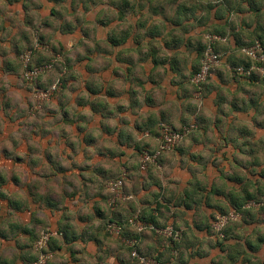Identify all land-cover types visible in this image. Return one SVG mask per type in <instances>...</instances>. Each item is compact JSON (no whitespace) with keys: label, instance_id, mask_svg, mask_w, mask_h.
I'll use <instances>...</instances> for the list:
<instances>
[{"label":"clouds","instance_id":"clouds-1","mask_svg":"<svg viewBox=\"0 0 264 264\" xmlns=\"http://www.w3.org/2000/svg\"><path fill=\"white\" fill-rule=\"evenodd\" d=\"M73 2L74 0H67L63 5L57 6L50 4L48 0H33L35 5L44 6L43 12L34 9L30 12L36 20V28L40 31H46L41 27V19H47L49 10L58 7V10H63L66 14L71 12L80 22L87 20L88 24L83 28L89 33L94 32L96 36L91 43L83 36L69 40L60 50L59 55L47 53L51 62L46 63L43 68H37L32 75L24 73V82L9 78L0 84V89L4 90V95L0 97V150L7 148L12 153L7 159L3 157V153L0 154V176L10 181L11 174L14 173L15 176H19L22 184L29 176L32 182L45 183L42 176L30 175L28 164L29 159L43 161L46 141L34 142L28 135L25 136V129L34 122L39 123L40 120L47 119L50 131L58 135L62 131L67 133V139L76 145V151L73 152L65 148L64 140L60 139L59 147L54 144L48 149L54 159L58 156L65 167L73 163L79 166L88 165L95 169L98 176L105 177L106 174V177L101 183H93L91 188L85 185L89 194L87 199L84 198L85 193L81 192L75 200L68 202L67 212H58L49 222L39 225L29 222L27 216L23 221L18 220L14 212L9 216L11 209L5 202H0L4 205L3 211L0 212L3 218L0 226L9 236L7 240L0 238V264H45L46 261L50 264H119L120 259L127 261V264H137V262L150 264L149 256L159 251H164L167 258V237L172 236L183 244L187 243L182 232L189 233L191 238L194 233L191 229L193 217L188 216L187 225L181 223V231L175 232L174 235L171 226L172 213L168 214L169 226L163 232L137 226L135 221L143 211L139 201L146 195V193H141L139 197L133 195L138 182L148 187L147 178L150 176L151 191L158 193L161 200L171 199L174 193L182 191L187 186V180L191 178L189 174L193 170L190 162L202 157L203 159L197 160L194 166L198 170L199 185H203L205 189L210 188L223 173L231 175L239 165V171L251 181L250 185L244 186V190L256 196L264 192V127H257L258 124L264 125V40L261 39L264 35V8L258 13L252 12L249 10L247 0H233V7L227 19L240 29L238 35L242 36L245 45L237 47L235 40L232 39L231 29L225 28L227 34L221 38L215 32L216 22L208 16L210 7L221 6L222 0H131V8L126 15H121L118 10L122 0H75V10L72 7ZM256 3L264 4V0H256ZM0 8H3L7 15H12L9 5L5 4L4 0H0ZM157 8H163V13L157 12ZM184 9L195 11H184ZM145 21L149 25L155 24L164 35L172 33L173 26L178 25L179 28H183L184 25H188L189 35L185 37L179 51L166 50L165 55L152 56L149 40L144 38L145 28L141 26ZM56 23L61 22L57 20ZM100 24L108 26L102 27ZM79 28L78 26L76 29ZM113 29L117 30L116 36H130L129 44H133V47L116 48L115 51L107 49L101 41ZM28 31L32 33V43L35 45L36 32L32 29ZM65 32L71 33L72 29H66ZM201 38L205 43L209 45L216 43L223 49L214 63L209 57L212 47L209 46L208 51H204L197 46L196 41ZM59 39L57 36L56 40ZM9 48L10 44L7 42L0 44V49L7 51ZM183 48L193 49L191 55ZM82 49H90L91 56L87 59L83 58ZM121 52L123 57L118 59V54ZM201 52L204 54V59L199 63L203 66L204 73H207L209 68H226V87L221 89L205 87L197 90L192 85L198 83L207 85L204 76L192 80L191 85H185V79L191 80L187 73L183 77H176L170 71L166 73L163 68L152 70L151 65L175 56H179L181 61L187 59L190 68L198 58L197 53ZM128 57L138 65L132 72H128L126 68ZM121 60L124 63H121ZM229 61L239 62V66L234 71L236 75L231 74L233 68L228 67ZM69 62L72 64L71 71L67 66ZM86 67H93L98 71L89 76L85 74ZM166 67L170 68L171 65ZM40 74H43L45 84H49L50 81L49 93L36 94L35 91L29 93L27 91L29 83L39 84L40 81L35 77ZM66 75L77 78L75 87L80 91L75 95L87 101L82 108L75 104L72 92L61 90L60 77ZM150 80L155 83H150ZM171 80L176 81L175 87L170 86ZM251 81L256 82L255 87H251ZM86 84H91L97 90L95 96L90 93ZM182 85L184 88H181ZM110 87H114L120 93L119 98H109L106 93ZM184 89L190 91L194 99L186 100ZM52 92H55L57 97L62 94L68 101H73L65 104L67 113H72L75 109L78 118L86 117L87 120L77 119L76 124L66 125L61 122L59 116L55 119L45 117L43 113L48 109L60 112L56 100L51 99ZM209 92L212 97L222 94L231 103L235 99V108L239 109L229 111L227 116L228 125L234 129V133L228 135L227 145L215 137H204L199 146L193 143L194 139L199 138V134L191 126L195 117L189 118V112L186 111L189 104L193 105L195 116L204 112L210 120H218L219 111L215 109L217 114L214 115L212 105L206 103ZM150 94L158 105L152 109H148L144 103ZM258 99L259 103H257ZM5 101H12L13 110L4 109ZM30 102L31 108L28 107ZM96 103L105 105L106 111L100 115L94 113L92 105ZM227 107L226 104L223 105V109ZM21 111L24 116L20 115ZM6 115L10 116L11 120L6 121ZM13 120L15 123L12 122ZM182 120L183 124H181ZM18 124H24L26 127H19ZM77 126L85 129L84 136L90 134L97 141V147L105 150L102 160L96 155V148L85 147L87 144L82 143L83 137L75 131ZM104 126L110 129V135L105 133ZM181 128L183 134L177 135V130ZM14 145L18 146V150ZM177 146L180 148L179 153L174 150ZM30 147L39 151L30 152ZM85 150L91 154L88 159H85ZM225 153H227L226 159ZM21 157L24 163L13 165L14 160ZM256 161L259 163L257 164ZM101 169L103 172L100 171ZM35 171L39 173L42 170L36 167ZM69 176L79 185L81 177L92 178V173L87 170L72 169ZM157 180L160 181V187L156 186ZM54 183L58 185V194L67 187L63 184V178ZM10 186L15 188V185L10 184ZM27 191L28 189H16L12 197L16 201L23 200ZM100 194H103L105 199L97 200L96 197ZM5 195L8 193L6 192ZM230 198L222 197L225 200ZM113 205L123 206L124 210L129 212L127 224L123 223ZM48 207L51 209L50 205ZM97 207L103 209L101 218L95 215L94 210ZM253 207L259 212V209L264 207V197L253 203L240 204L238 210L231 207L225 216L221 215L220 209H206L202 204L199 216L195 217L197 220L215 216L220 221L219 226L213 229V234H195L200 241L196 251H199L201 256H205V259L190 260L186 254L183 260H180L177 252L171 264H178V261L180 264H212L213 260L216 264H220L221 253L215 249V246L217 242L225 239V235H221L220 230L226 225L231 228L232 234L228 233L229 251L224 252L223 255L228 256L230 252L236 257L237 264H245V262L264 264V254H254L246 247V241L256 244L258 238H264V224L249 227L245 223ZM133 209L137 214L135 216L131 214ZM24 211L28 212V216H32L34 210ZM78 214L89 217L86 224L79 223ZM68 218H71L75 229V242L70 245L65 244L63 251H50L55 241L63 243L58 230L69 220ZM140 219L146 223L148 218L140 216ZM208 222L211 223V220L209 219ZM14 224H19V227H10ZM201 227L207 231L203 222ZM84 229L87 231L86 235L82 231ZM25 230L35 231L38 242L37 239L25 235ZM125 230L134 231L136 234H148L150 239L131 243L132 246L140 245V250L144 253L143 257L138 256L136 251H129L127 241H121L119 234ZM153 231H156L155 236H152ZM233 235L240 237V240L233 242L231 240ZM96 237L98 239H95ZM86 241L91 243V247L86 246ZM69 248L75 249L78 253L75 259L71 258ZM259 248H264V244ZM33 258H35L34 262ZM225 264L228 262L225 261Z\"/></svg>","mask_w":264,"mask_h":264},{"label":"crops","instance_id":"crops-1","mask_svg":"<svg viewBox=\"0 0 264 264\" xmlns=\"http://www.w3.org/2000/svg\"><path fill=\"white\" fill-rule=\"evenodd\" d=\"M50 4H54L57 6L63 5L67 2V0H48ZM249 3V10L252 12H259L261 8H264V4H258L256 3V0H247ZM4 3L9 5V10L12 11V15L9 16L5 13V10L3 8H0V44L2 43H9L10 48L9 50L0 49V84L4 82L5 79L14 78L15 80H19V74H20V66L19 62L17 60L20 53L27 48L31 47L33 45V36L32 33L28 31V29H32L36 32V35L34 37L35 42L38 46L43 45V42H45L43 45L44 47H47V45H54L60 49H63L67 42L71 39L79 38V36H83L86 40H88L91 43V40L95 38L96 34L89 33L87 29H84L83 27L88 24V21H78L77 18L72 16L71 12L68 14L65 13L63 10H58V7H53L49 10L48 18L47 19H41V27L46 29V31H40L36 28V20L30 15V12L34 9L37 12H43L44 6L43 4L35 5L33 3V0H4ZM31 6V7H30ZM73 10H75V0L73 2ZM194 7V6H193ZM233 7V0H222L221 6L216 7H210L208 11V16L211 17L215 22V32L216 34L220 35L221 38H223L227 33L224 31L225 28L231 29V35L232 39L235 40L236 46H239L241 44L240 39H242L241 35H238L240 32V29H238L235 24H232L228 21L227 17L232 10ZM131 8V0H122L121 4L118 7V10L121 12V15H126ZM157 12L163 13V8H157ZM184 11H192L194 12V9H184ZM57 18V19H55ZM59 20L61 23H56V21ZM98 23H100L98 21ZM103 23V22H101ZM80 27L79 29H76L77 27ZM102 27H107V24H100ZM145 28V34L144 38L149 40V45L151 49V55L156 56L159 55H165L166 50L169 51H176L180 50L182 48V42L185 40V37L189 35L187 31L188 25H184L183 28H179L178 25L173 26V32L164 35L159 28L155 26V24L149 25L146 21L141 25ZM250 27V25H249ZM66 29H72L71 33H66ZM78 31V32H77ZM116 29H113L106 38H104L101 42L104 44V46L107 49H111L115 51L116 48H131L133 47V44H129V40L131 39L130 36H116ZM59 36V40H56V37ZM236 36H239L240 38L237 41ZM162 37V39H160ZM39 40V41H38ZM38 41V42H37ZM60 41H63V43H60ZM204 41L201 38L200 40L196 41V44L199 48H202L204 45ZM141 46H143V42H141ZM99 47V46H98ZM219 48V45L216 46ZM184 51H188L189 55H191V51L193 49L189 48H183ZM46 52V51H43ZM43 52H37L35 55H38L35 59V62H46L48 60V56L46 54H42ZM49 53V51L47 50ZM51 52V51H50ZM43 55L41 58L40 56ZM54 55H59V53L55 52ZM199 54L196 62L192 63L191 67L188 66L187 59L181 61L179 56L172 57L171 59L165 58L162 62L156 63L155 65H151L152 70L156 71L157 69L163 68L165 72L167 73L170 71L173 73L176 77H183L187 73L190 77L192 76V73L194 69L196 68V64L199 59ZM81 55L83 58L87 59L91 56V50H81ZM118 59L123 57V52L118 54ZM75 59V58H73ZM42 62V63H43ZM235 61H229L230 65L228 67L233 66ZM121 63H124L123 60H121ZM141 63H144V61H141ZM171 65V67H166L167 65ZM69 71L72 69V64L68 63ZM135 61L131 57L127 58L126 62V68L128 72H132L135 67H137ZM224 69V68H220ZM86 75H94L97 73L98 69L93 67H86L85 69ZM143 71V69H142ZM216 73L215 75H211V79L209 84L207 85L208 88H217L221 89L222 87H226L225 84L227 76L226 71L223 70V73ZM114 75H116L114 73ZM61 83V90L63 92L70 91L74 94V102L78 107H83L87 103L83 98H81L78 95H75L76 93H79L80 89L78 87H75L77 78L72 75H66L65 77H60ZM155 83L154 81L150 80V83ZM138 83H142L139 82ZM176 81L171 80L170 86L175 87ZM185 85H191L189 79H185ZM86 87L90 91V93L95 96L97 94V90L92 87L91 84H86ZM193 87V86H192ZM181 88H184L182 85ZM184 96L186 100H192L194 99L192 93L190 91H187V89H184ZM55 93V92H54ZM53 93V94H54ZM110 99L112 98H119L120 93L115 90L114 87H110L108 92L106 93ZM4 95V90L0 89V97ZM53 97V96H52ZM51 97V98H52ZM179 99V97H178ZM53 100H56L57 104L60 106V112L57 113L54 109H48L45 114L54 113V115H49L51 118L55 119L57 116L60 117L61 122L66 125L76 124L77 119L80 120H87L86 117H77L75 109H73L72 113H67L65 104L72 103L73 101H68L66 97H64L62 94L57 97V94H55V97ZM139 102H136L138 104ZM145 105L148 109H152L154 107H157V102L153 98V96L150 94L145 99ZM207 104L212 105L213 114L216 115V110L219 111L218 114V120H210L209 116L202 112L199 116H195V109H193V105L189 104L186 111L189 112V118H192L193 116L194 123H197V126L199 128L198 134L199 138L194 139L193 143L196 146H199L201 143V140L204 137H215L219 139L220 141H223L225 145L229 143V137L226 135L222 136L223 134L227 133L226 129H223V133H220V129H222L223 126H228L227 123V116L229 114V111L239 110L238 108H235L234 102H229L228 98L226 96L217 95L215 97H212L211 92L208 93V97L206 99ZM259 103V102H258ZM227 105V109H223V105ZM234 106V107H233ZM4 109L6 110H13L14 106L12 104V101H5L3 105ZM29 107V106H28ZM94 113L97 115H100L102 112L106 111V107L103 104H93L92 105ZM18 109V107H17ZM122 110V109H121ZM22 113V112H21ZM20 113V114H21ZM48 115L45 117H49ZM106 118V117H104ZM5 120H11V117L6 115ZM15 123V121H12ZM47 119H44L43 124L47 126ZM184 121H181V124H183ZM49 128V127H48ZM210 129L212 131L211 135H207V130ZM179 130V129H178ZM75 131L83 137V142L87 145L85 147H94L97 149L96 155L102 160L104 158V152L100 147H97V141L95 138H93L90 134L88 136H84L85 129L76 127ZM104 131L106 134H111L110 129L107 126H104ZM39 136H29V139L33 140L34 142H40V141H46L45 151L43 153L44 159L40 162L31 161L29 159L28 164V171L30 175H40L42 176V180L45 181V183L41 184L38 182H32L31 177H26L25 181H20L19 176H15V174H11L10 181L5 179L3 176H0V202H5L7 204V207L11 209V212H9V216L12 215V213L17 214V219L20 221H23L25 216L28 217L29 222H33L37 225L43 224L45 222H49L52 217H54L58 212H67L68 210V202L70 200H75L77 195H79L81 192L85 193L84 198L87 199L89 194L87 193V190L85 188V185L87 188H91L93 183L95 181L92 180V178H80L81 184L77 185L75 180H73L69 173L72 169H76L77 171H83L81 169L82 166L76 165L75 163L69 165L68 167H65L59 160V157L57 156L55 159L53 158V154L48 150L53 147L55 144L59 147V140H64V147L71 149L73 152L76 151V145L72 144L71 141L67 139V133L61 132L59 135L56 134L55 136H51V132H44L40 131ZM34 134V133H33ZM35 135V134H34ZM27 137V136H26ZM14 148L18 150V146L14 145ZM30 150V148H29ZM30 152H33L30 150ZM176 152H180V148L177 149ZM3 153V157L5 159L12 156V153L9 152L7 148H4L0 150V154ZM85 159H88L91 154L88 153L86 150L84 151ZM227 158V153H225V159ZM23 158H16L13 162V165L16 163H24L22 160ZM71 159V157H69ZM202 157L196 158V160H193L190 162V166H192V172L189 174L191 177L187 180V186L182 191H177L174 193L171 197V199L161 200L158 193L151 191V185H152V179L149 176L147 178V184L148 187L145 186L142 183H137L135 185V191L133 192V195L140 196L141 193H146L142 198H140V205L143 208V211L138 216L141 223H145L140 219V216H147V222L145 224H151V225H157L158 227H165L169 225V217L168 214L172 213L171 220H172V227H174L176 230L181 231L180 224L184 223L187 225V217L192 216L193 217V223L191 225V229L194 230V233L192 234L191 238L189 237V233L182 232V235L184 236V239L187 241L186 244H183L182 241H179L178 243H171L168 240V244L166 246L168 256L166 258L164 251H159L155 253L153 256L159 258L164 264H171L172 258L175 253L179 252L180 260H183V257L187 254L189 259H196L199 258L201 260L205 259V256H201L199 251H196L197 244H200L199 239L196 237V233H199L201 235H211L213 234L214 224L216 223L217 219L215 216H212L207 219L197 220L195 217L199 216L201 205L203 204L206 209H220L221 215L225 216L223 214L228 213L229 209L233 207L234 209L238 208L240 200L239 195L241 190L243 189V184H239L237 182H229L226 176H228V173H223L220 177L217 178V180L212 184V186L208 189H205L203 185H199V175L198 170L195 168V163L197 160H202ZM7 162H5L6 164ZM35 165V166H33ZM34 167V168H33ZM39 167L41 172L37 173L35 171V168ZM85 170H87L89 173H92V176H98V174L95 172V169L91 167H87ZM103 172V170H100ZM205 171H207V168L205 166ZM235 173V172H234ZM232 173L231 175H233ZM106 177V174H105ZM104 176H98L97 180H100L101 182L105 179ZM63 178V184L67 185L63 190V192L59 193L57 192V187L54 182L58 181L59 179ZM86 181V182H85ZM93 182V183H92ZM100 182V183H101ZM10 184L15 185V188L11 187ZM199 185V186H198ZM156 186L160 187V181H156ZM16 189H28V191L25 194V199L16 201L12 197V193ZM79 189V191H77ZM8 193V195H5V193ZM126 194V193H125ZM71 195V196H70ZM103 195V194H102ZM262 196L264 197V193H262ZM222 197L229 198L228 200L222 199ZM97 200H103L101 195H98ZM253 203V202H252ZM51 206V209H49L48 206ZM4 209V205L0 203V212H2ZM25 209L28 210H34L32 216H28V212L24 211ZM237 210V209H236ZM96 215V210H94ZM119 216L121 217L124 224H127L128 218H129V212L124 210V207H118ZM251 213H248V219L245 220V223L249 227H255L257 224H264V215H260L261 213H264V207L259 209V212L253 207L250 209ZM97 214H99V210L97 211ZM132 215H137L135 209L131 212ZM260 215V216H259ZM97 216V215H96ZM98 218V217H97ZM2 216H0V222H2ZM69 220L66 221V223L59 228V230L62 233L63 238L61 237L63 243L61 241H56L57 248L54 250L57 251H63L65 244H72L76 240L75 236V229L73 228L71 218H68ZM79 223L86 224L89 220V217H87L84 214H78L77 217ZM211 220V223L208 222V220ZM216 220V221H215ZM201 222H203L206 225L207 231H205L201 227ZM12 228H18L19 224L11 225ZM129 228L131 226L129 225ZM84 234H87L86 229L82 230ZM123 239L125 241H144L150 239L147 233H139L136 234L134 231L131 230H125ZM229 234H232V230L227 225L220 230L221 235H225V239L223 241L217 242L215 249H218L221 253V259L220 264H225V261L228 262V264H237V260L235 256H232L229 252L228 256H224L223 253L226 251H229L227 249L228 240H229ZM25 235H29L33 239H35L36 232L35 231H27L25 230ZM152 236H154L152 234ZM0 238H3L7 240L9 238L8 233L4 232L3 227L0 226ZM163 238V237H162ZM95 239H98L96 237ZM231 240L233 242L239 241L240 237L238 236H231ZM195 241V242H193ZM123 242V240H122ZM87 247H91L90 242H85ZM261 244H264V238H258L256 244H252L251 241H246V247L248 250L254 254H264V248H259ZM139 245V244H138ZM238 246V245H237ZM202 247V244H201ZM211 247V245H210ZM181 248L183 250L181 251ZM140 249V245H139ZM141 251V250H140ZM69 252L71 253V258L75 259L78 255L77 252H75V249L69 248ZM142 252V251H141ZM143 253V252H142ZM27 259V258H25ZM127 264V261L124 259L119 260V264ZM178 264H180V261H178ZM212 264H216V261L213 260ZM245 264H248V262H245Z\"/></svg>","mask_w":264,"mask_h":264},{"label":"rangeland","instance_id":"rangeland-1","mask_svg":"<svg viewBox=\"0 0 264 264\" xmlns=\"http://www.w3.org/2000/svg\"><path fill=\"white\" fill-rule=\"evenodd\" d=\"M55 19H57V18H55ZM239 36H236V38H237V41L240 39V38H238ZM261 39L262 40H264V35H262L261 36ZM240 41H241V44H239V46H237V47H243V46H245L244 45V40L243 39H240ZM45 42H43V45H45L44 44ZM208 43H204V45H205V49H206V45H207ZM43 45H40V46H38L37 45V43L35 42V45H32L31 47H29V48H27L26 49V52L27 51H31V52H33L32 53V56H31V61L33 62V63H35V59L37 58V56L38 55H35V53H37L38 51L39 52H43V51H46V52H43L42 54L44 55V54H46L47 55V50L49 51V48L47 49V47H44ZM203 45V46H204ZM216 46H218V44H216V43H212V47H214L215 48V50H216V48L218 49V47H216ZM213 48V49H214ZM219 50H217L216 52H217V54L220 56V52L221 51H223V49L219 46ZM25 51V50H24ZM24 51H22L21 53H20V55L18 56V58H17V60H18V62H19V66H20V69H21V71H20V74H19V80L20 81H22V82H24L25 81V79H24V77H23V66H22V63H21V55L23 54V52ZM205 51V50H204ZM50 52V51H49ZM201 54H202V52H201ZM39 55H41V54H39ZM43 55H41L40 56V58L43 56ZM54 55V54H53ZM48 56V55H47ZM203 56H204V54H203ZM203 58V57H202ZM202 58L200 59V60H202ZM199 60V61H200ZM47 61V60H46ZM51 61L48 59V63H50ZM199 64V66H200V63H198ZM198 64H196L197 65V67H198ZM43 66L44 65H46V63H45V61L43 62V64H42ZM235 66H237V65H235ZM224 71H226V68H224L223 69ZM223 70L222 69H220V68H213L212 70H211V72H210V76L208 77V79H207V84H209V82H210V79H211V75H215L216 73H214V72H216L217 71V73H223ZM226 74V73H225ZM232 75H236V73L234 72V69H233V72L231 73ZM192 78V77H191ZM36 80H39L40 81V83L39 84H34V83H29V86H28V88H27V91L29 92V93H32L33 91H35L36 92V94H40L41 92H45V88H46V90L47 89H49V86H50V81H49V84H45L44 83V81H43V74L42 75H40V77H38ZM61 83V82H60ZM190 83H191V80H190ZM255 81H253V84H251V87H255ZM193 86V88H195V89H197V90H200V89H203V88H205L204 86H205V84H202L200 87H196V86H194V85H192ZM207 87V86H206ZM55 94L56 93H54V94H52L51 95V99H54V97H55ZM203 94V93H202ZM233 102L234 103H236V101H235V99L233 100ZM259 102V99H258V101H257V103ZM29 108H31V102L29 103ZM18 107V106H17ZM22 112V111H21ZM20 112V113H21ZM46 112V111H45ZM45 112L43 113V115L44 116H49V115H51L52 113H50V114H45ZM21 116H24V113L22 112L21 114H20ZM37 115H39V114H37ZM52 115H54V113L52 114ZM51 115V116H52ZM50 117V116H49ZM43 122H44V120H40L39 121V123H36V122H34L32 125H30V126H27V129H25V136H39L41 133H40V131H44V132H51V136H55L57 133H55V132H53V131H50L49 130V128L48 127H46L44 124H43ZM18 123V122H17ZM197 123L198 122H196V123H194V125L196 126V131L198 132V130H197ZM18 126L19 127H26V125H24V124H18ZM257 127H264V125H257ZM223 129H226L227 130V133H225V134H223L222 136H224V135H226L227 137H229L228 135H232L233 133H234V129H233V127L231 126V125H228V126H223L222 127V129H220V133H223ZM35 135H34V134ZM207 135H211L212 134V131L210 130V129H208L207 130V133H206ZM229 140V139H228ZM209 142H211V141H209ZM101 148V147H100ZM179 147L177 146L174 150L175 151H177V149H178ZM30 150H32V151H39L38 149H31V147H30ZM178 153V152H177ZM36 163H37V161H35ZM33 166H35V165H33ZM88 167V165H83L82 167H81V169L82 170H85L86 168ZM34 168V167H33ZM235 172V173H234ZM233 173V175H228V176H226V178L228 179V181L229 182H237L238 180H235L236 178L238 179V177L240 176V177H243L244 176V174L242 173V172H240L239 171V165H237V167H236V170L234 171ZM97 176H92V180L93 181H95V183H100L101 181L100 180H97V178H96ZM240 177H239V179H240ZM81 178H85V177H81ZM243 180V178L240 180V183H241V181ZM86 182V181H85ZM93 183V182H92ZM101 196H102V199H105V197L102 195V194H100ZM71 196V195H70ZM113 208L115 209V211L117 212L118 211V207L116 206V205H113ZM96 210V215H97V217L98 218H101V216H99L98 214H97V211L99 210V214H101L102 212H103V209H100L99 207H97V209H95ZM219 225L217 224V227H218ZM35 239H37V237L35 238ZM126 264V263H125Z\"/></svg>","mask_w":264,"mask_h":264},{"label":"built area","instance_id":"built-area-1","mask_svg":"<svg viewBox=\"0 0 264 264\" xmlns=\"http://www.w3.org/2000/svg\"><path fill=\"white\" fill-rule=\"evenodd\" d=\"M209 46L212 47V44H211V45L207 44V45H206V49H205V51H208ZM213 48H214V47H212V50L209 52V57L212 58V62L214 63V62H215V59L218 58L219 55L215 52V49H213ZM32 53H33V52H31V51H27V52H25V53H23V54L21 55V63H22V66H23V77H24V73H28L29 75H32L34 72H36V69H37V68H43V67H45V65H44V66H43V65H39V66H32V65H31V56H32ZM202 59H204V56H203ZM202 68H203V66L200 64V66H199V70H198L196 73H194V75H193L192 78H191V81H192V80H198L201 76H204V78H205L206 80L208 79V77L210 76V72H211V70H212L213 68H209V70H208L207 73H204L203 70H202ZM234 71H235V69H234ZM40 75H42V74H40ZM40 75H37V76L35 77V79H37L38 77H40ZM24 79H25V77H24ZM202 84H203V83H198V84H195L194 86H196V87H200ZM43 93H44V94H48V93H49V89L45 90V92H43ZM53 93H54V92H52L51 95H52ZM191 126L194 127V128H196L195 125H191ZM176 134H177V135H182V134H183V129L181 128L180 130H177ZM135 223H136L137 226H139V227H148L150 230H151V229H155L156 231H160V232H163V231L169 226V225H168V226H165V227H157V226H155V225H151V224H145V223L143 224V223H141V222L139 221L138 216H137V220L135 221ZM219 223H220V221L217 220L216 223L214 224V227H217V224L219 225ZM172 229H173V235L175 234V232H178V230H176L174 227H172ZM156 231H153L152 233H154V235H156ZM119 236H120V238H121V241H122V240L125 241V240L123 239V237H122V232L119 234ZM171 238L173 239L172 236L167 237V239H171ZM173 240H175V239H173ZM175 241H177V240H175ZM37 242H38V238H37ZM127 242L129 243V245H127V246L133 248L132 251H136V250L134 249V246L131 245V243H132L133 241H127ZM136 252H137V251H136ZM137 255H138V256H141V255L138 254V252H137ZM142 257H143V256H142ZM148 259H149V261H150V264H152V262H155V264H161V263H159V262L156 261V260H153V259H150V258H148ZM34 261H35V260H33V262H34ZM48 263H49L48 261L45 262V264H48Z\"/></svg>","mask_w":264,"mask_h":264},{"label":"trees","instance_id":"trees-1","mask_svg":"<svg viewBox=\"0 0 264 264\" xmlns=\"http://www.w3.org/2000/svg\"><path fill=\"white\" fill-rule=\"evenodd\" d=\"M39 41V40H38ZM37 41V42H38ZM46 45V44H45ZM49 48V51H51L52 53H55V52H57V53H59L60 54V48H58V47H56V46H54V45H47V49ZM202 49H204L205 50V45L202 47ZM215 49V48H214ZM217 50H219V49H217L216 48V50H215V52L217 51ZM26 52V50L23 52V53H25ZM217 53V52H216ZM203 57V52H202V54L200 53L199 54V59H198V62H197V64L199 63V60L201 59ZM43 62V61H42ZM42 62H35V63H33L32 61H31V65L32 66H39V65H42L43 63ZM45 63H48V60L45 62ZM235 65H237V66H235ZM239 66V62L238 61H235L234 62V64H233V66H232V68L233 69H235L236 67H238ZM199 70V64H198V67L196 66V68L194 69V71H193V73H192V76L194 75V73H196L197 71ZM191 76V77H192ZM62 80H60V82H61ZM251 84H253V81H251ZM208 85V84H207ZM207 85H205L204 87H206ZM44 90H46V88L44 89ZM199 128H198V126H197V130H198ZM180 130V129H179ZM256 163L258 164L259 163V161H256ZM240 177V176H239ZM243 178V180L241 181V183H240V180ZM235 180H238L237 181V183H239V184H243V189L241 190V192H240V195H239V200H240V203H239V206H240V204H249V203H252V202H255L257 199H259V198H261V197H263L262 196V193H264V192H261L260 194H259V196H256V195H252L251 193H249V192H246L245 190H244V186H246V185H250L251 184V181H249L245 176H243V177H240V179L238 178H236ZM239 206H238V208H236L237 210L239 209ZM228 213H225V214H223V215H227ZM140 221V220H139ZM216 221V220H215ZM124 223V222H123ZM155 226H157V225H155ZM158 227V226H157ZM153 235H154V233H152ZM58 235H60L62 238H63V236H62V233H61V231L60 230H58ZM155 236V235H154ZM122 237H125L124 236V232H122ZM125 238H127V237H125ZM167 240H169L171 243H178L179 241H175V240H173L172 238L171 239H167ZM128 247V246H127ZM55 248H57V243H56V241L54 242V247H51L50 248V251H55L54 249ZM129 248V251H132L133 250V248H131V247H128ZM134 249L138 252V254L139 255H141V256H144V253H142L141 251H140V249H139V245L138 244H136L135 246H134ZM149 258L150 259H153V260H156V261H158L159 263H161V264H164L159 258H157V257H154V256H149ZM33 260H35V258H33ZM48 264H50V262L48 263ZM137 264H138V262H137Z\"/></svg>","mask_w":264,"mask_h":264}]
</instances>
